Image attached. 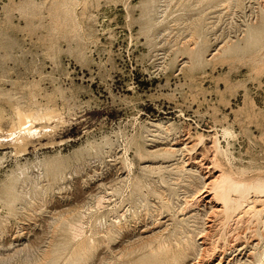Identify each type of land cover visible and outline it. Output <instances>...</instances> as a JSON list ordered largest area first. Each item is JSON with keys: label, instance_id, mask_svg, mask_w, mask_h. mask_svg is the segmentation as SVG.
<instances>
[{"label": "rangeland", "instance_id": "1", "mask_svg": "<svg viewBox=\"0 0 264 264\" xmlns=\"http://www.w3.org/2000/svg\"><path fill=\"white\" fill-rule=\"evenodd\" d=\"M216 170L264 178V0H0V264H264Z\"/></svg>", "mask_w": 264, "mask_h": 264}, {"label": "bare ground", "instance_id": "2", "mask_svg": "<svg viewBox=\"0 0 264 264\" xmlns=\"http://www.w3.org/2000/svg\"><path fill=\"white\" fill-rule=\"evenodd\" d=\"M248 1V0H247ZM260 3V2H259ZM262 4V3H261ZM258 15V14H257ZM255 17V16H254ZM242 38V37H241ZM230 43V42H229ZM199 63L201 64V60L199 61ZM20 114V113H19ZM18 114V115H19ZM28 115V114H27ZM31 116V115H30ZM24 117H25V115L23 114V115H21L20 114V120H21V122H23V121H26L25 119H24ZM28 117H29V115H28ZM27 118V117H26ZM29 119L27 118V121H28ZM29 122V121H28ZM20 123V122H19ZM23 125V123H20V125ZM24 125H25V122H24ZM26 125H27V122H26ZM224 132H226V130L224 131ZM230 132V131H229ZM228 132V130H227V133H225V134H228L229 133ZM230 134H231V132H230ZM25 136V135H24ZM25 138V137H24ZM203 138V137H202ZM21 140V139H20ZM18 141V140H17ZM24 141H25V139H24ZM213 141V140H212ZM22 142V141H21ZM201 142H203V139L202 140H200V142L199 143H201ZM218 142H219V140H218ZM215 144H216V142H215ZM220 144V143H219ZM19 145V144H18ZM22 145V144H21ZM217 152L216 153H219L220 152V150L219 149H217L216 150ZM226 154V153H225ZM216 155L217 154H215V161H216ZM226 156V155H225ZM211 159V158H210ZM212 160V159H211ZM211 164V163H210ZM213 164V163H212ZM204 165V164H203ZM183 166V165H182ZM181 166V167H182ZM199 167V166H198ZM190 169V168H189ZM196 170H199L200 171V169H196ZM203 171V170H202ZM200 173V172H199ZM213 173V172H212ZM217 173V175L215 176V174ZM204 175V174H203ZM205 176V175H204ZM210 176H212L213 177V180L211 181V182H209V183H206V181H205V183H204V187L205 188H208L209 189V194H210V196L212 197L210 200H209V202H207V203H210L211 205V209L209 210V211H206V210H208L207 208H206V210H205V217L207 218V219H209L210 218V220L212 219V221H213V219H215V222L217 221H220L221 223H219V224H222V226L224 227H222V229H224V230H228L229 231V227H230V223L232 222V221H237V222H235V223H238V225H239V223L240 222H242V224H243V222L245 221V217L247 216V215H249V216H251L250 218L252 219V218H254V219H256V221H258V219H259V216H260V214H261V210L259 209V205L262 203V205L264 204V201H261V200H263L261 197H263L264 196V178H262V179H258L255 183H251L250 181H245V180H238V179H236L234 176H232L231 174H228V173H226L224 170H216V171H214V173L212 174V175H210ZM238 176V175H237ZM202 177V176H201ZM204 178V177H203ZM201 179L202 181L203 180H205V178L204 179ZM208 178V177H207ZM239 178V177H238ZM181 179V178H180ZM208 180V179H207ZM156 189V188H155ZM203 190H205V189H203ZM207 190V189H206ZM7 191H9V190H7ZM201 192H202V190H201ZM9 194H11V192L9 193ZM12 195V194H11ZM195 197V196H194ZM193 198V197H192ZM195 198H197V197H195ZM264 198V197H263ZM102 198H100V200H101ZM7 200H8V198H7ZM186 206V205H185ZM204 206V205H203ZM208 206V205H207ZM264 206V205H263ZM187 208V207H186ZM204 208V207H203ZM185 209V208H184ZM205 209V208H204ZM203 210V209H202ZM201 210V211H202ZM186 211V210H185ZM203 212H204V210H203ZM187 214H188V212H187ZM186 214V215H187ZM198 216V215H197ZM203 216V215H202ZM201 216V217H202ZM204 217V216H203ZM199 218V217H198ZM261 218V217H260ZM249 219V218H248ZM210 220H207V221H210ZM174 221V220H173ZM170 222V221H169ZM217 222H216V224H217ZM245 223V222H244ZM257 223V222H256ZM262 223V222H261ZM174 224V223H173ZM203 224H205V223H203ZM233 224V223H232ZM250 224V223H249ZM258 224V223H257ZM218 225V224H217ZM237 225V226H238ZM241 225V224H240ZM263 225H264V222H263ZM201 226H203V225H201ZM205 226V225H204ZM236 226V227H237ZM244 226V225H243ZM168 227H169V225H168ZM167 227V228H168ZM216 227V226H215ZM234 227V226H233ZM119 228H122V226L121 227H119ZM167 228H165L166 230H168ZM176 228V227H175ZM211 228V226L209 227V229ZM213 228V227H212ZM250 228V227H249ZM118 229V228H117ZM155 229V228H154ZM179 229H180V226H179ZM203 229V228H202ZM207 230V229H205V230H203V234H205V235H203L204 237H208V236H210L211 235V230ZM221 229V230H222ZM79 230V229H78ZM111 230V229H110ZM114 230V229H113ZM197 230V229H196ZM217 230H218V228H217ZM220 230V231H221ZM224 230H223V232H224ZM234 230V229H233ZM119 231V230H118ZM174 231H175V229H174ZM108 232V231H107ZM122 232V231H121ZM199 232V231H198ZM222 232V231H221ZM111 233V232H110ZM113 233V232H112ZM123 233V232H122ZM225 233V232H224ZM227 233V232H226ZM114 234H116L115 232H114ZM181 234V233H180ZM221 234V233H220ZM227 234H229V232L227 233ZM102 235V234H101ZM117 235V234H116ZM201 235H202V233H201ZM200 235V236H201ZM213 235V234H212ZM107 236V235H106ZM105 236V237H106ZM158 237H159V235H157ZM194 236H196V234L194 235ZM203 236L201 237L202 239H204L203 238ZM227 236V235H226ZM174 235L173 234H171L169 237H168V239H165V241H160V239H159V244H158V247H159V249L160 248H163V246H165V248L166 249H168V250H170V252H171V254H170V252H168V254H167V258L165 259V260H163V264H178V263H180V261L183 259V258H185V257H187L189 254H190V252H191V250L193 251V249H192V247H191V245H192V243H191V245H190V243H188V242H185L184 244H181V242H179V240L178 239H174ZM222 237V236H221ZM223 237H225V236H223ZM239 237V236H238ZM164 238V237H163ZM181 238V237H180ZM231 238V237H230ZM237 238V237H236ZM156 239V238H155ZM184 239V238H183ZM183 239H181V240H183ZM229 239V238H228ZM154 240V239H153ZM157 240V239H156ZM162 240H164V239H162ZM185 240V239H184ZM183 240V241H184ZM193 240V239H192ZM223 240V239H222ZM176 242V244H175V246L173 245V242ZM204 241V240H203ZM206 241V240H205ZM228 241V240H227ZM232 241V240H231ZM231 241L230 242H228V243H231ZM236 241V240H235ZM131 242V241H130ZM191 242V241H190ZM193 242V241H192ZM210 242V241H209ZM209 242H208V244H209ZM219 242V241H218ZM224 242V241H223ZM94 244H95V242H93ZM194 243V242H193ZM91 244V243H90ZM195 244H197V243H195ZM151 245V244H150ZM155 245V244H154ZM153 245V246H154ZM203 245H204V243H203ZM211 245V244H210ZM85 246H86V244H85ZM121 246V245H120ZM220 246V245H219ZM83 247V246H82ZM94 247V246H93ZM148 247H150L149 245H148ZM197 247H199L200 248V246L198 245ZM86 248V247H85ZM123 248V247H122ZM152 248V247H151ZM79 249H80V247H79ZM95 249V248H94ZM135 249V248H134ZM206 249H208V247L206 248ZM82 250V254H83V248L81 249ZM92 250V249H91ZM128 250V249H127ZM130 250H133L132 248H130ZM254 250V249H253ZM88 251V250H87ZM120 251V250H119ZM197 251V250H196ZM85 252H86V249H85ZM90 252V251H89ZM125 252H130V251H125ZM132 252V251H131ZM156 252V251H155ZM154 252V253H155ZM160 252H161V250H160ZM91 253V252H90ZM192 253V252H191ZM197 253V252H196ZM76 254V253H75ZM78 254H79V252H78ZM126 254V253H125ZM195 254V253H194ZM193 254V255H194ZM74 255V254H73ZM86 255H88L87 253H86ZM127 255V254H126ZM133 255H134V253H133ZM75 256V255H74ZM121 256V255H120ZM119 256V257H120ZM132 256V255H131ZM130 256V257H131ZM189 256H191V255H189ZM81 257H84V256H81ZM122 257V256H121ZM71 258V257H70ZM86 258V257H85ZM89 258H90V255H89ZM125 258H126V256H125ZM201 258H202V256H201ZM206 258V257H205ZM72 259V258H71ZM119 259H121V258H119ZM83 260H84V258H83ZM83 260L81 261V263L83 262ZM130 260V259H129ZM69 261V260H68ZM184 261V260H183ZM200 261V260H199ZM75 262L76 263H79L80 262V259H77V260H75ZM74 262V263H75ZM85 262H86V260H85ZM222 262V261H221ZM80 263V264H81ZM195 263V262H194ZM222 264V263H221Z\"/></svg>", "mask_w": 264, "mask_h": 264}]
</instances>
